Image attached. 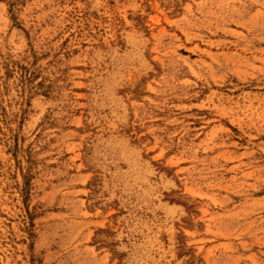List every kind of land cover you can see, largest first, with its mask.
<instances>
[{
  "label": "rangeland",
  "instance_id": "1",
  "mask_svg": "<svg viewBox=\"0 0 264 264\" xmlns=\"http://www.w3.org/2000/svg\"><path fill=\"white\" fill-rule=\"evenodd\" d=\"M0 264H264V0H0Z\"/></svg>",
  "mask_w": 264,
  "mask_h": 264
}]
</instances>
